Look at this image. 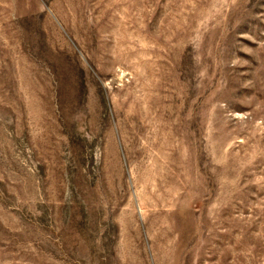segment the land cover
Instances as JSON below:
<instances>
[{
  "label": "rangeland",
  "instance_id": "rangeland-1",
  "mask_svg": "<svg viewBox=\"0 0 264 264\" xmlns=\"http://www.w3.org/2000/svg\"><path fill=\"white\" fill-rule=\"evenodd\" d=\"M0 264H264V0H0Z\"/></svg>",
  "mask_w": 264,
  "mask_h": 264
}]
</instances>
